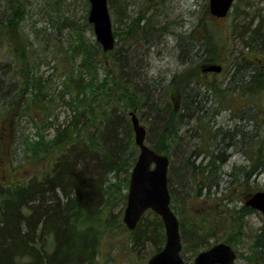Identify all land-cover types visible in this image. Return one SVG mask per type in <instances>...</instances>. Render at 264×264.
I'll use <instances>...</instances> for the list:
<instances>
[{"label": "trees", "instance_id": "1", "mask_svg": "<svg viewBox=\"0 0 264 264\" xmlns=\"http://www.w3.org/2000/svg\"><path fill=\"white\" fill-rule=\"evenodd\" d=\"M107 1L116 37L112 50L103 51L96 40L85 42L83 27H77L79 30L71 47L58 48L83 52L81 66L84 71L72 66L67 79H78L76 84L79 85L82 80L79 76L89 73V84L94 87H87V96L84 86L78 90L73 86V94L70 81L65 83L72 99L70 103L75 107L70 122L57 128L51 140L41 142L40 149L38 141L43 133L38 131L36 151L23 157L13 155L18 140L19 110L26 103L29 107L32 103H42L39 96L46 90L40 77L33 72L34 42L23 40L22 48L19 47L21 52L12 44L23 34L25 0L0 1V9L4 11L0 15V170L5 168L6 172L3 176L0 173V264H96L100 237L108 233L111 226L128 230L132 249L149 245L155 252L162 247L164 232L156 213L146 211L133 229L124 226L119 216L112 213L111 207L117 198L120 197V201L125 198L121 186L127 188L138 152L129 117L133 108L140 121L147 124L149 146L167 154L170 166L169 151L174 154L177 167L168 171L172 208L174 203L181 207L191 195L198 199L208 197L211 190L219 189L228 177L231 183L244 188L251 176H264V109L254 99L264 91L263 59L248 58L244 54L233 56L230 79L222 85L205 76L209 72L203 71L207 62L217 63L214 62L215 47H211L204 36L199 38L189 30L180 36L181 52L185 53L189 67L173 74L166 85H162L144 69L145 60L149 59L155 45L153 35L159 31L147 9L129 16L124 0ZM157 2L152 0L151 6L156 8ZM257 20L258 16H249L248 26L244 27L243 46L248 52H255L257 47L264 49V31ZM206 30L208 35L215 32L212 27ZM22 58L27 59L29 87H25L20 78ZM98 67L103 68L104 75L93 84ZM242 67L248 73L236 77L237 70ZM27 91L33 93L31 100L25 95ZM244 98L248 101L243 102ZM208 100L215 106L214 110L207 104ZM236 101H241L243 106L238 108ZM226 104L231 105L232 111H239L240 117L248 118L247 122L252 120V128L247 130L235 124L213 131L205 116L213 118ZM249 111H254L253 116L248 117ZM261 111L262 132L257 129V114ZM188 117L197 121L196 137L200 145L195 142L191 147V142L185 139L183 129ZM47 125L46 120L43 126ZM90 125H94L92 131ZM150 133L156 134L157 139L149 140ZM219 134L222 137L212 149L209 140ZM227 148L240 149L246 156L245 163L233 165L221 178V162L227 164L224 163ZM3 151H9L6 167ZM26 164L35 169L25 171ZM110 172H113V180H109ZM121 172L124 176L120 180ZM190 191H194L193 194ZM148 213L150 219L146 217ZM179 221L183 257L189 250L196 253L202 246H210L207 236L215 235L213 223L207 227L203 222L192 221L190 228L185 229ZM214 227L217 229V224ZM253 244L264 250V234L255 235Z\"/></svg>", "mask_w": 264, "mask_h": 264}, {"label": "rangeland", "instance_id": "2", "mask_svg": "<svg viewBox=\"0 0 264 264\" xmlns=\"http://www.w3.org/2000/svg\"><path fill=\"white\" fill-rule=\"evenodd\" d=\"M126 1L129 3L128 8L130 11H136L139 8L141 11L147 9V14H150V18L154 24L165 26L162 34L151 49L149 59L146 58L144 67L145 71L148 70V73L162 85H166L173 74L189 67L186 64L188 61L185 62V53L181 52V45L183 43L180 39V36L185 32L189 33V30H193L194 34L199 38L200 36H204V40L208 43L210 42L211 47H215L217 55L214 62L221 64L222 70L219 73L209 72L208 75H204L214 78L216 82L222 85H225L230 79L233 71L230 67V60L233 56L244 54L248 58L263 59L264 64V49L257 47L255 52H248L247 48L243 46L244 27L248 26L249 16H258L256 22L261 24L260 29L264 31V0H234L229 13L223 18H214L210 15L208 0H157L156 8L151 6L152 0ZM25 5V17H22L23 34L21 37L15 38L12 44L17 48L18 52H21L19 47L22 48L21 43L23 40L27 41L28 39L34 42L36 62L33 72L35 76L40 77V81L44 84L46 91L44 95L39 96L42 103H32L30 107L29 103H26L23 108L19 105L21 108L19 110L20 123L17 121L18 124H16L18 140H16L13 150V155L17 157L30 155L36 151L34 144L38 140V131H42L41 133H43L42 139L38 141V147H41L43 142L49 141L55 136L57 128L61 129L70 122L73 108L75 109V107L70 103L72 99L68 90L64 87L65 83L70 81V91H73V94L75 92L73 86L76 87V90L84 86L83 91L87 96H89L87 90L89 88L87 87H90V89L94 87V85L89 84L91 77L89 73L79 76L82 78L79 85L76 84L79 82L77 81L78 79L73 81L67 79L70 77L72 66H74L75 70L82 69L84 71V67L81 66L83 52L58 49L60 46L62 48H67L68 45L72 46L75 42V35H77V31L79 30L77 27L80 29L83 27L82 33L85 42L95 40L92 25L87 21L88 0H25ZM52 6L57 7L52 9ZM150 7L155 8V10H152ZM2 13L4 14V11L0 9V15ZM86 21L87 24H84ZM209 27H212L215 32L208 35L206 29ZM263 64L261 66H264ZM21 68L23 71L20 78L23 84L25 83V87H29L26 77L29 74L26 58H22ZM246 70L245 67L237 70L236 77L247 74ZM94 73L93 77L95 79L93 78V84L101 79L104 75V70L98 67ZM25 95L31 100L33 93L31 92L30 94L27 91ZM254 99L264 109V91L258 93ZM247 101V98L243 99V102ZM210 102L211 100H208L207 104L213 107L212 110H214L215 106L211 105ZM236 105L238 108L239 106H243L241 101H236ZM228 108H230V111ZM43 110L48 116H46V113L43 114ZM262 112L260 114L259 112L258 114L256 113L259 123L257 129L261 132V125L263 126ZM248 113V117L250 114L253 116L254 111H249ZM239 114V111H232L231 105L226 104L218 110L216 115L214 114L213 118L207 115L205 119L209 118V121L206 120L209 122L207 125H211L213 131L218 127H221L222 130L228 129L235 124H240L241 128H247V130L251 129L252 120H248L247 122L248 118L243 115L240 117ZM46 120L48 125L43 126ZM143 121L146 122L145 119ZM185 121L186 125L183 129L185 131V139L190 141L191 147H193V143L200 141L196 137L197 129L195 124L197 121L189 117L185 118ZM145 126H147L146 123ZM89 129L92 131L94 125H90ZM221 137L219 134L213 140H209V144L212 143V149ZM156 139V134H149V140L154 141ZM168 149L170 150V146ZM216 150L220 151L221 149ZM224 152L226 154L224 163L227 162L224 166L221 162V167H224V169L230 170L233 165L245 163L246 156L244 157L240 149L234 148L232 151L227 148ZM8 153L9 151H3L5 160L8 158L6 157ZM169 155L173 161V168H176L177 164L174 161V154L169 151ZM7 163L8 159L5 161L4 167H6ZM34 169L29 164L24 166V170L27 172ZM0 173L3 176L6 173L5 168H2ZM119 174V179L121 180L124 174L123 172ZM108 177L109 180H113V172H110ZM172 188L173 190L175 189L174 186ZM256 188L264 189V176H251L244 188L234 182L231 183V179L228 177L224 179L219 189L217 188L216 191L212 189L208 197L198 199L191 195L188 200L182 202L181 207L174 203L173 209L176 211L185 229L190 228L192 221L203 222L207 227L211 223L214 226L217 224V229L213 226L215 235L207 236L208 245H211L214 240L225 242L227 240L236 251L234 264H264V250L256 248L253 244L255 235L258 233L264 234V214L255 209L249 210V207L244 205L245 198ZM126 190V186H121V194L126 193ZM193 192L190 191L191 194ZM115 202L111 207L112 213L115 217L119 216L123 223L122 216L126 203V195L122 201L118 197ZM242 206H244V210H241ZM146 217L151 218L149 213ZM129 235L128 230L123 231L121 227L111 226L110 231L100 237L96 264H146L148 257L154 252L155 248L145 245L144 248L139 250L132 249L128 243ZM204 248L206 246H202L198 250ZM194 255V251L189 250L184 256L189 258L187 261L190 263Z\"/></svg>", "mask_w": 264, "mask_h": 264}, {"label": "water", "instance_id": "3", "mask_svg": "<svg viewBox=\"0 0 264 264\" xmlns=\"http://www.w3.org/2000/svg\"><path fill=\"white\" fill-rule=\"evenodd\" d=\"M88 22L92 24L97 42L104 51L114 47L111 16L107 0H88ZM233 0H209V11L215 17H224L231 8ZM221 65L208 64L206 71H220ZM130 120L138 155L129 176L126 204L122 221L127 228L133 229L147 209L157 213L163 223L165 243L152 254L146 264H186L179 252L181 238L179 222L170 208V194L167 185L168 157L150 148L145 142L146 130L132 111ZM245 204L264 214V190L251 194ZM236 257L234 249L225 242H218L200 251L192 264H233Z\"/></svg>", "mask_w": 264, "mask_h": 264}, {"label": "bare ground", "instance_id": "4", "mask_svg": "<svg viewBox=\"0 0 264 264\" xmlns=\"http://www.w3.org/2000/svg\"><path fill=\"white\" fill-rule=\"evenodd\" d=\"M125 2H126V6H127V12H128V14H129V16H131V15H135V13L137 12V13H141L142 11H141V9L139 8L138 10H136V11H134V10H129V8H128V4L129 3H127V1L126 0H124ZM155 26L158 28V33H156V34H154L153 35V38H154V40H155V42L157 41V39L159 38V36L162 34V31L164 30V28H165V26H157L156 24H155ZM165 30H167V29H165ZM147 72H148V70H147ZM149 74V73H148ZM150 75V74H149ZM230 128V127H229ZM197 145H200V141H198V143H197ZM173 162V161H172ZM172 162H171V166H170V168H169V172L172 170V168H173V164H172ZM224 166V165H223ZM227 170H226V168L224 169V167H221V169H220V172L222 173L221 174V178H222V175L223 174H225V172H226Z\"/></svg>", "mask_w": 264, "mask_h": 264}]
</instances>
